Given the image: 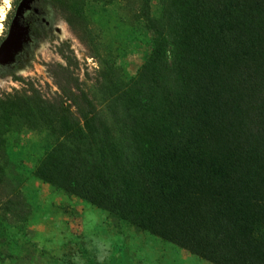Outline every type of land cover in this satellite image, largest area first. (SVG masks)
Masks as SVG:
<instances>
[{
    "label": "trees",
    "instance_id": "1",
    "mask_svg": "<svg viewBox=\"0 0 264 264\" xmlns=\"http://www.w3.org/2000/svg\"><path fill=\"white\" fill-rule=\"evenodd\" d=\"M86 1L53 0L100 57L111 121L72 51L60 48L52 97L13 73L25 87L0 96L4 243L30 237L26 186L39 181L210 263L264 264V0H162L159 17L153 0H116L152 33L135 76L94 33ZM37 130L55 144L18 166L10 137Z\"/></svg>",
    "mask_w": 264,
    "mask_h": 264
},
{
    "label": "rangeland",
    "instance_id": "2",
    "mask_svg": "<svg viewBox=\"0 0 264 264\" xmlns=\"http://www.w3.org/2000/svg\"><path fill=\"white\" fill-rule=\"evenodd\" d=\"M14 1L0 0V24L11 16ZM85 3L94 33L104 36V42L111 47H118L121 67L129 76H135L150 50L152 33L146 24H133L131 14L120 1ZM24 8L15 13L5 45L11 58L4 59L5 55L0 54V96L22 92L24 83L14 80L15 73L52 97L58 90L53 69L58 63H66L59 52L63 48L74 53L79 65L77 76L101 113L111 121L97 82L100 57L83 42L81 32L71 27L52 5L36 17L35 29L28 31L18 19ZM152 10L159 17L162 0H153ZM2 30L0 25V34ZM10 144L11 159L18 166L31 169L55 144V137L41 130L25 131L11 136ZM26 193L36 205L27 229L30 237L13 234L8 247L4 242L9 238L0 234V264H213L149 233L138 232L76 196L58 194L49 184L33 181L27 184ZM7 229L14 232L13 228Z\"/></svg>",
    "mask_w": 264,
    "mask_h": 264
},
{
    "label": "flooded vegetation",
    "instance_id": "3",
    "mask_svg": "<svg viewBox=\"0 0 264 264\" xmlns=\"http://www.w3.org/2000/svg\"><path fill=\"white\" fill-rule=\"evenodd\" d=\"M52 5L55 7L53 0H15L12 5L11 16L7 17L4 24H0L3 28L0 34V54L2 53L4 59H10V52L2 51V48L7 44V38L13 24L15 13L20 10L22 6L25 8L22 14L19 15V22L21 26L28 31L35 29L36 17L43 15L47 11V6ZM56 8V7H55Z\"/></svg>",
    "mask_w": 264,
    "mask_h": 264
},
{
    "label": "bare ground",
    "instance_id": "4",
    "mask_svg": "<svg viewBox=\"0 0 264 264\" xmlns=\"http://www.w3.org/2000/svg\"><path fill=\"white\" fill-rule=\"evenodd\" d=\"M1 20H4L5 12L1 14Z\"/></svg>",
    "mask_w": 264,
    "mask_h": 264
},
{
    "label": "water",
    "instance_id": "5",
    "mask_svg": "<svg viewBox=\"0 0 264 264\" xmlns=\"http://www.w3.org/2000/svg\"><path fill=\"white\" fill-rule=\"evenodd\" d=\"M5 48H6V47L4 46V47L2 48V50H5Z\"/></svg>",
    "mask_w": 264,
    "mask_h": 264
}]
</instances>
